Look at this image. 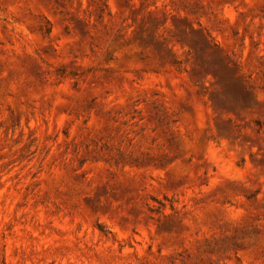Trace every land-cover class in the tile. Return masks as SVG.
I'll list each match as a JSON object with an SVG mask.
<instances>
[{
  "label": "rangeland",
  "instance_id": "1",
  "mask_svg": "<svg viewBox=\"0 0 264 264\" xmlns=\"http://www.w3.org/2000/svg\"><path fill=\"white\" fill-rule=\"evenodd\" d=\"M0 264H264V0H0Z\"/></svg>",
  "mask_w": 264,
  "mask_h": 264
}]
</instances>
